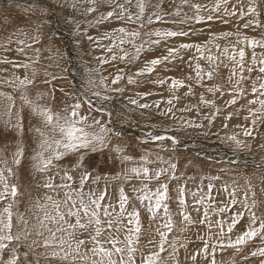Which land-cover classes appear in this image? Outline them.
I'll return each instance as SVG.
<instances>
[{
  "label": "rangeland",
  "instance_id": "1",
  "mask_svg": "<svg viewBox=\"0 0 264 264\" xmlns=\"http://www.w3.org/2000/svg\"><path fill=\"white\" fill-rule=\"evenodd\" d=\"M120 2L123 3L124 0ZM216 2L217 0H189V4H182V0H147L146 14L159 13L162 18L157 20L153 16V22L145 23L143 32L183 31L188 34L167 39H160L155 35L143 36L144 40L160 39V42L146 44L139 59L121 60L119 57L122 53L118 50H107L111 47V42L104 39L105 34H111L115 30L114 26L135 29L138 25L126 24L115 17L97 22L112 11L115 0H111V3L109 0H97L95 4L90 0H0V93L14 98L8 122L6 106L10 101L6 99V95H0V168L5 167L3 161L6 160L7 167L12 168L15 173L8 180L10 185L14 184L18 188L13 212L23 216L27 225L21 222L13 231L22 235L18 250L20 253L29 252L28 261L31 264H37V261L38 264H60L59 261L45 259V248L39 245L32 248L29 246L33 245V241H43V237L37 235L42 230L37 221V216L42 215L37 208V201L44 203L45 194H52L44 185L49 182L50 176L53 177V184L61 183L60 179L65 171L71 172L69 174L73 177V187L79 186L82 175L89 174L84 190L94 188L99 192L106 189L105 201L113 204L117 203L119 189L122 187L129 197L127 210L131 212L136 209L140 214V246L145 251L148 248L156 250L160 240L156 229L166 219L163 207L154 220L147 210L148 202L142 204L137 199L138 194L142 193L133 191L134 188H141V180L130 172L128 175L131 178L125 179L127 170L138 166L145 157L150 161L146 165L150 175L154 176L156 171L164 170L158 180L144 182L148 189L154 192L160 185L167 184L165 203L174 222L167 238L170 242L174 241L175 246L165 245L166 251L161 253V257L166 264H213V260L215 264L264 262V257L251 256L252 251L264 247L259 237L242 246L239 251L234 248L221 250L217 247L213 254L211 247L220 231L218 221L223 222L224 231L227 232L232 217L237 213L242 214L228 234L235 240L247 229L250 212L264 218V169H253L254 163L264 168V116L257 113L253 117L249 108L256 109L259 105L248 103L254 99L253 83L258 86L264 82L258 79L261 75L258 72L260 65H252L253 51L259 61L264 48L253 49L245 42L237 44V40L243 41L245 37L264 40V0H257L254 5L250 0H230L226 6L227 13L225 6L219 12L209 11ZM133 3L135 4V0ZM191 4L207 6L198 13L205 19L197 22L193 18L197 13ZM250 6L257 8L258 16L247 14ZM90 8H95L96 11H86ZM177 9L179 16L175 15ZM239 9L246 13L243 18L239 15ZM234 10H237L236 15L231 14ZM209 15L213 16L212 20L206 19ZM250 20L258 21L261 27H256L253 23L245 28V23ZM101 31H105L104 35ZM209 40H212L213 45H219L220 51L213 47V52L220 59L211 67H201L205 72L213 70L211 79L205 77L202 81H197L194 68L189 66V70L193 68L189 73L184 68V63H189V59L196 54L195 48L183 49L180 45L204 44ZM107 42L109 45L105 46ZM226 46L230 52L232 46L237 51L244 49L245 69L242 73L237 67L236 75H233V61L220 54ZM123 47L130 56L135 51L130 45ZM169 48L179 50L170 61L156 65L150 74L136 75L151 60L167 56ZM113 54L117 57L114 60ZM181 55L184 61L177 64V67L174 63H178V59L175 57ZM195 63L192 60V64ZM215 64L219 67L216 68ZM248 66L254 67V71L248 73ZM241 75L244 79H241ZM118 76L122 78L113 83ZM189 76L193 79L189 80ZM25 77L32 83L22 86L19 81ZM89 78L94 81V85L88 83ZM129 78L134 82L129 83ZM173 79L183 81L184 86L173 89ZM82 87L98 103L94 102L90 112L88 106L84 105L81 114L100 120L112 130L106 136L105 146H97L95 151L88 149L69 153L56 161L58 168H52L50 172L36 171L32 160L40 139L36 129H43L44 126L41 117L32 111L31 105L26 104L24 98L58 112L74 103L77 98L82 99L78 93L83 92ZM209 88L219 90L210 92ZM92 92H100L108 99H98ZM233 99L235 103H230ZM133 100L136 103H132ZM169 100L172 101L171 104L168 103ZM193 107L198 113L193 114ZM18 121L22 129L15 126ZM137 126L145 134L144 127H153L158 132L150 139H141V134H136L140 133V130L135 129ZM246 130L251 134L245 135ZM117 131L122 135H117ZM157 136L166 138L162 141L171 139L170 142L180 144V147L172 151L165 145L157 144ZM232 136L236 137L235 141L230 139ZM236 141H240L239 146ZM195 147L209 150L212 156L197 152ZM18 148H23L24 155L17 167L13 164V153ZM117 148L120 149L119 152L116 151ZM223 152L234 155L235 158L240 156L242 160L234 163L233 159H225L229 155L225 156ZM204 154L208 158L203 157ZM124 156L131 157L132 162H123ZM210 156L224 160L218 163L216 158H209ZM57 171L59 175H56ZM97 176L102 179L94 186L93 179ZM233 191L236 200L234 204L233 196L230 195ZM60 193L62 197L63 190ZM180 199H184L183 205L179 203ZM7 202L0 203V208ZM222 208L225 210L219 211ZM205 212L208 214L207 218ZM185 216L190 220L186 221ZM161 231L166 230L161 228ZM25 234L26 239L23 238ZM149 240H154L155 244L149 245ZM206 240L209 243L207 254L204 252ZM8 255L6 251L4 258L7 259ZM139 261L137 254V264ZM21 264H27L22 255Z\"/></svg>",
  "mask_w": 264,
  "mask_h": 264
},
{
  "label": "snow or ice",
  "instance_id": "2",
  "mask_svg": "<svg viewBox=\"0 0 264 264\" xmlns=\"http://www.w3.org/2000/svg\"><path fill=\"white\" fill-rule=\"evenodd\" d=\"M92 4H95L97 0H90ZM111 3V0H109ZM230 0H217L215 5L209 10L211 12H219L222 6H225V12H228L227 5ZM251 4H256L257 0H250ZM182 4H189V0H182ZM147 0H124L123 3L120 0H115L112 4V11L107 12L105 16L100 18L99 22L111 19L115 17L117 20L123 21L126 24H137L138 27L135 29H129L126 27H119L115 29L110 35L106 34L105 38L111 42V47H108L109 52H113L114 49L118 50L122 55L119 57L121 60H136L139 59L140 53L144 50L146 44H159L160 39H167L176 36H184L188 33L180 31H156L154 33L143 32L145 23L151 24L153 22V16L157 20L162 17L159 13H152L151 15L146 14ZM193 9H195L197 15L193 18L200 22L205 19L198 15L205 6L199 4H191ZM159 7V5H157ZM133 8L136 10L133 11ZM118 9V11H117ZM86 11H96L95 8L87 9ZM168 13H164L167 15ZM179 9H177L175 15L179 16ZM232 15L237 14V10L232 11ZM246 13L243 9H239V15L241 18ZM251 15L258 16L259 13L257 8L250 6L248 8V13ZM208 20H212L213 16L209 15L206 17ZM184 22V21H180ZM255 23L256 27H261L258 21H248L245 23L244 27L248 28L250 25ZM155 35L160 38L155 41L144 40L143 36L151 37ZM231 35V34H225ZM140 43H137V41ZM245 42L248 47L255 49L256 47L264 48V40L249 39L244 38L243 41L237 40V44ZM124 45H130L135 51L131 54L123 47ZM213 47L220 51L219 45H213L212 40L204 44H181L180 48L191 49L195 48V55L189 59V66L194 68L196 73L195 79L197 81H202L205 77L211 79L213 76L212 71H203L201 69L200 60H205L210 67L214 65V62L219 60L220 57L213 52ZM177 48H169L168 55L163 58L153 59L145 66L143 70L138 72L136 75L141 76L145 74H150L156 65L164 63L165 61H170L172 57L176 56L178 53ZM221 55L227 56L233 61V75H236V68L239 67L241 73L245 69V51L240 48L238 51L235 46H232L230 52L229 47H225L221 52ZM237 56L239 59L237 60ZM116 55L113 54L112 59H116ZM192 60L196 63L193 65ZM107 62V61H105ZM259 64L258 72L261 74L258 79L264 80V54H262L259 61H257L256 53L253 51L252 55V65ZM27 67V65H23ZM218 68L219 65L215 64ZM247 72L251 73L254 71V67L248 66ZM122 77H116L113 83H117ZM188 79H193L191 76ZM241 79H244L241 75ZM134 81L129 78V83ZM20 85L25 86L32 83L26 77L19 81ZM88 83L94 85V81L89 78ZM103 83V80L101 81ZM163 83V81H160ZM184 83L181 80H172L171 87L176 89L178 87H183ZM214 90H219L209 88L208 91L212 92ZM0 95H6L0 93ZM92 95L98 99L107 100V96H102L100 92H92ZM252 95L254 99L249 100V105H259L258 108H249V112L253 117L264 116V82L257 84L254 82L252 85ZM6 99L10 103L6 106V112L9 116V121L12 114V108L14 107V98L11 95H6ZM25 99V103L31 105L32 111L41 117L43 122V129L37 128L40 139L37 142V148L34 152L32 160L34 162V168L39 172H50L52 168H58L56 161L61 160L65 155L69 153H78L81 150L91 149L96 150L97 146H105L106 136L111 131L102 124L100 120L90 117L89 115H82L81 109L84 105L88 106L89 112L92 110V101L90 98L80 99L65 106L58 112H53L51 108L41 107L39 104ZM203 102V97H201ZM136 103V101H132ZM169 104L172 103L171 100L168 101ZM230 103H235L233 99ZM141 107H148V105H141ZM97 111H103V109H97ZM7 123V122H6ZM255 123V119L253 120ZM16 127L22 126L17 122ZM245 135H250L249 131H245ZM157 140L165 139L164 136L155 137ZM232 140H236L235 136L230 137ZM239 146L240 141H236ZM117 152L120 151L119 148L116 149ZM24 155L23 148H18V150L13 153V164L19 166ZM123 162H132L131 157H122ZM5 167L0 168V203L8 201L4 204L3 208H0V264H21V255L27 264H31L28 261L29 252L25 251L23 253L19 252V247L21 246L22 235L19 232H14L13 229L18 228L19 224L23 222L27 225V221L24 220L23 216H20L13 212V206L15 204V198L18 195V188L16 185H10L8 180L10 177L14 176L12 168L7 167V161H3ZM150 161L147 157L143 158L142 163L138 166H134L127 170L125 173V179H130L128 172L133 174L135 178L141 180V188L133 189L134 192L142 193L138 194L137 199L143 204L147 201V210L152 215L155 220L157 218V213L163 207L165 222L163 225L157 226V233L160 236L158 245H156V250L153 248H148L145 251L139 244L141 236V222L140 214L136 209L131 212L127 210V204L129 197L125 194L124 189L121 187L119 189V199L116 204L111 201H105L107 191L102 190L97 192V190L90 188L85 191V184L89 179V174L85 173L80 178V183L78 187H73V177L69 172L65 171L63 176H61V183L53 184L51 181L53 177H49V182H47L44 187L49 189L53 194H45L44 203L37 201V208L42 215L37 216V221L39 228L42 229L37 233V235L43 237L42 243L40 241H33V245L29 247L32 248L35 245H39L45 248L46 254L45 259H53L60 262V264H137V254H139V264H166L165 260L161 257V253L166 251L165 245L169 247L175 246L174 241L170 242L168 240V233L173 229V220L168 211V207L165 203L167 199V184L160 185L154 192L148 189L147 181L150 183L153 179H159L163 173V169L156 171L155 175H150V170L146 166ZM173 168L175 165L172 166ZM7 173V175H6ZM57 171L56 175H59ZM174 178V177H173ZM102 177H95L93 183H98ZM60 190H63V196L61 197ZM233 196L232 203H236L235 192L231 193ZM181 196H183V189H181ZM179 203L183 205L185 203L184 199H180ZM247 209V204L244 205ZM254 207V205H253ZM225 209H220L223 212ZM207 212H205V218H207ZM241 213H237L232 217V222L228 224L227 232L224 231L223 222L218 221L217 227L220 228L217 234V240L211 245L213 254L215 253L217 247L221 250L225 248H234L237 251L241 249L242 246L254 241L257 237L260 238L261 242L264 243V218L257 217L254 212H250L249 224L247 229L240 235H238L235 240L231 238L228 234L232 232L235 225L238 223V219ZM14 216L16 217V223H14ZM184 219L189 221L190 218L185 216ZM125 220L127 221L125 223ZM211 223L209 222V229L211 230ZM161 228L166 231H161ZM45 232L47 235H45ZM86 237V238H82ZM24 239L27 238V234L24 235ZM211 240V237H209ZM149 245L155 244L154 240H149ZM10 245H12L10 247ZM90 245V246H89ZM209 249V243L205 241L204 252L207 254ZM8 252V258H4V253ZM251 256L264 257V247L258 248L256 251L251 252ZM247 258V257H245ZM195 259V257H193ZM38 264V261H37ZM213 264L215 261L213 260ZM264 264V262H262Z\"/></svg>",
  "mask_w": 264,
  "mask_h": 264
},
{
  "label": "bare ground",
  "instance_id": "3",
  "mask_svg": "<svg viewBox=\"0 0 264 264\" xmlns=\"http://www.w3.org/2000/svg\"><path fill=\"white\" fill-rule=\"evenodd\" d=\"M124 25V24H123ZM120 26H122L121 25V23H120ZM114 28L115 29H117V27L116 26H114ZM251 31V30H250ZM102 32V35H104L103 34V32H105V31H101ZM101 32H99V33H101ZM101 35V34H100ZM106 35V34H105ZM110 35V34H109ZM102 37V36H101ZM104 37V36H103ZM104 39H106V38H104ZM108 40V39H107ZM108 44H105V46H108L109 45V42H107ZM223 56V55H222ZM183 56L181 55V56H177V57H175L176 59H178V63L176 62V63H174V64H176V66L178 67V65H180V63H181V61H184L183 60V58H182ZM199 63H200V66L201 67H205L204 65H206V67L207 66H210L205 60H200L199 61ZM178 64V65H177ZM189 63H184V68H186L187 69V72L189 73V72H191V70L193 69V68H191V70H189V65H188ZM226 65V67L228 66V64H225ZM221 69V68H220ZM183 72H184V69L182 70ZM213 71V70H212ZM186 72V71H185ZM187 75V74H186ZM82 76V75H81ZM113 76V75H112ZM188 76V75H187ZM149 78H150V76H149ZM188 78V77H187ZM190 80V79H189ZM188 80V81H189ZM148 81H151V80H148ZM185 81H187V79L185 80ZM199 87V86H198ZM82 89H83V92H80V91H78V93L80 94V97L82 98V99H85V98H90L91 99V101H92V105H94V102H97L98 103V101H96L94 98H92V97H90V95L89 94H87V92H86V90H85V88H83L82 87ZM201 89H202V87H201ZM203 90V89H202ZM199 91V90H198ZM202 92V91H201ZM198 93V92H197ZM195 94V93H194ZM195 96V95H194ZM151 98V97H150ZM149 99V98H148ZM189 99H191V100H194V99H192L191 97L189 98ZM200 99V97L198 98V100ZM195 101V100H194ZM246 101V100H245ZM150 106V105H149ZM94 107V106H93ZM96 108V107H95ZM191 111L193 112V114L194 113H198L196 110H195V108L193 107L192 109H191ZM150 112V111H149ZM135 129L136 130H140V133H137L136 132V134H139L138 136H140V134H141V136H140V138L142 139V138H144L145 140L146 139H150V137H152V136H156V134H155V132H158L156 129H154L153 127H151V129L150 128H148V127H144V130L146 131V134L144 133V131H143V129H141L139 126H137V127H135ZM118 130V129H117ZM112 131V130H111ZM131 131H133V130H131ZM117 133V135H122V134H120L118 131L116 132ZM155 134V135H154ZM158 134V133H157ZM125 137V136H124ZM127 137V136H126ZM130 138V137H129ZM132 138V137H131ZM166 139V138H165ZM125 140V139H124ZM170 140L171 139H168V140H164V141H162V140H158V141H156L157 142V144H161V145H165L166 147H168V148H170V149H172V151L173 150H176L178 147H180L179 145L180 144H174V142H170ZM115 142V141H114ZM116 144V143H115ZM146 145H148V142H147V144ZM160 145V146H161ZM141 147H142V145H140ZM127 148V147H126ZM144 148V147H143ZM176 148V149H175ZM180 149V148H179ZM204 148H201V147H195V150L198 152V151H200V152H205L206 154H209V153H211V152H209V150H207V149H204ZM203 150V151H202ZM125 152V151H124ZM202 153H200V154H202ZM224 153V152H223ZM225 154V156L226 155H229V156H227L225 159H227L228 158V160H232L234 163L237 161V160H242V157L240 158V156H236L237 158H235L234 157V155H232L231 156V154H226V153H224ZM209 155H211V154H209ZM212 156V155H211ZM209 157V158H216L217 159V162L219 163L221 160H224V159H221V158H218V157ZM203 157H207L208 158V156L207 155H205L204 154V156ZM223 158V157H222ZM249 161V160H248ZM251 162V161H250ZM247 163H249V162H247ZM253 169H255V171L256 170H262V169H264V168H262V166L261 165H257L256 163H254L253 164ZM59 170V169H58ZM70 172V171H69ZM71 173V172H70ZM96 175V174H95ZM99 175V174H98ZM80 177V176H79ZM61 180V179H60ZM60 180H58V181H60ZM110 181H112V180H110ZM114 181H116V180H114ZM99 182H100V180H99ZM124 182V181H123ZM91 183L92 182H90V185H91ZM55 184V183H54ZM86 185V184H85ZM186 185V184H185ZM94 186H96V183H95V185ZM86 187H88V186H86ZM93 187V186H92ZM98 188V187H97ZM94 189V188H93ZM111 189H112V187H111ZM50 192V191H49ZM51 193V192H50ZM53 194V193H52ZM172 215V214H171ZM177 251V250H176ZM178 252V251H177ZM55 261H57V260H55Z\"/></svg>",
  "mask_w": 264,
  "mask_h": 264
}]
</instances>
